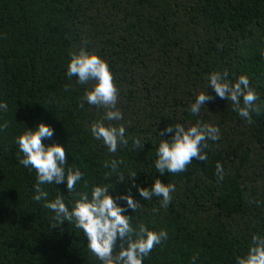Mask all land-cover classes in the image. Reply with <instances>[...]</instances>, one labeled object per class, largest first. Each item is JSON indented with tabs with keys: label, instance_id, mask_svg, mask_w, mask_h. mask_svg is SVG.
Segmentation results:
<instances>
[{
	"label": "trees",
	"instance_id": "trees-1",
	"mask_svg": "<svg viewBox=\"0 0 264 264\" xmlns=\"http://www.w3.org/2000/svg\"><path fill=\"white\" fill-rule=\"evenodd\" d=\"M81 47L107 61L119 90L124 118L106 123L124 124L129 138L145 141L141 150L129 139L109 153L91 135L104 109L83 99L92 82L66 75L69 53ZM224 70L233 81L247 76L264 104V0H0V100L8 104L0 115L8 123L0 130V264H101L80 230L52 227V211L33 199L36 172L18 163L15 137L23 123L37 122L54 129L43 143L66 144L68 165L84 173L71 194L64 184L41 185L48 199L61 191L70 205L92 184L115 185L104 163L119 159L140 186L156 177L176 185L166 208L159 198L143 200L127 180L116 185L141 203L128 210L134 228L168 234L143 264H236L252 235H264V110L249 124L207 90V74ZM206 90L213 99L193 116L188 107ZM197 120L220 130L218 141H207L208 159L160 176L156 129Z\"/></svg>",
	"mask_w": 264,
	"mask_h": 264
},
{
	"label": "clouds",
	"instance_id": "clouds-1",
	"mask_svg": "<svg viewBox=\"0 0 264 264\" xmlns=\"http://www.w3.org/2000/svg\"><path fill=\"white\" fill-rule=\"evenodd\" d=\"M69 57L66 75L75 76L79 84L92 82L91 87L85 89L83 99L89 105L104 109L103 118L90 124L91 135L100 140L109 153H116L118 148L127 146L129 139L135 149L141 150L145 141L142 142L139 137L129 138L124 124L106 123L119 122L124 118L117 107L119 90L107 61L85 47L70 52ZM207 81V90L211 89L223 101H230L232 110L249 124L253 122L252 113L259 115L264 110V104L257 103L259 97L247 76L240 75L233 81L229 79L227 70L213 71L207 74ZM207 90L197 93L189 105L188 111L193 116H198L202 107L207 108V102L213 99ZM7 111L8 104L0 100V115ZM23 125V130L15 137L18 163L35 170L37 183L33 199L43 201V206L52 211L56 222L52 227L71 223L83 233L87 249L101 264H143V259L153 247L167 239L168 234L163 229L150 230L144 224H139L138 229L132 226V215L128 214V210L135 212L141 203L133 198L130 190L117 192L116 185L127 180L143 200L159 198L161 206L166 208L171 202V194L176 191L174 183L163 182L156 177L150 185L140 186L135 183L137 172L126 174L120 171L121 160L110 159L104 163V167L109 169L104 175L106 179L114 175L115 185L108 182L92 184L88 191L75 193L70 205L61 191L53 199H48L49 192L41 185L64 184L67 193L71 194L82 181L84 173L78 167L68 165L66 144L43 143L54 135L50 125L44 122H37L32 127ZM7 126V121L0 123V130ZM156 133L157 139L151 144L155 145L153 165L160 176L183 172L194 159L207 160V141L220 139V130L216 125L199 120L187 126L179 122L174 126L168 124L162 130L156 129ZM166 133L170 134V139L163 138ZM223 173V166L217 163V178L222 180ZM84 186L87 187V183ZM235 260L236 264H264V235L253 234L247 254Z\"/></svg>",
	"mask_w": 264,
	"mask_h": 264
}]
</instances>
